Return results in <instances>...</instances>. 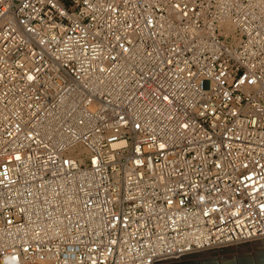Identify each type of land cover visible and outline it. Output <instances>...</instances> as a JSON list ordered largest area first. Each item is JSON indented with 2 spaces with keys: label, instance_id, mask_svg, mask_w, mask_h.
I'll return each instance as SVG.
<instances>
[{
  "label": "built area",
  "instance_id": "1",
  "mask_svg": "<svg viewBox=\"0 0 264 264\" xmlns=\"http://www.w3.org/2000/svg\"><path fill=\"white\" fill-rule=\"evenodd\" d=\"M263 238L264 0H0V264Z\"/></svg>",
  "mask_w": 264,
  "mask_h": 264
},
{
  "label": "rangeland",
  "instance_id": "2",
  "mask_svg": "<svg viewBox=\"0 0 264 264\" xmlns=\"http://www.w3.org/2000/svg\"><path fill=\"white\" fill-rule=\"evenodd\" d=\"M254 241H256V240H254ZM251 242L242 243V244H238V245H234V246L221 247V248H218V249H212V250H221V249L226 250V249H229V250H233V251H229L228 250L229 252H225V253H220V252L215 253V254L213 253L212 255H210V257H211L212 260L216 261L219 264H223V263H225V261L238 264V261H239L240 257H248V256L254 257L256 255L257 251L259 250V249L256 250L254 248L248 249L245 252L236 250L237 246L243 245V244H249ZM210 251H211V249H210ZM232 253H234V254H232ZM189 256H191V255H189ZM189 256H185V257H183V258H181L179 260H176L174 263L175 264H201V262L203 260H206V259L202 260L200 258L186 260ZM167 264H169V263H167Z\"/></svg>",
  "mask_w": 264,
  "mask_h": 264
},
{
  "label": "water",
  "instance_id": "3",
  "mask_svg": "<svg viewBox=\"0 0 264 264\" xmlns=\"http://www.w3.org/2000/svg\"><path fill=\"white\" fill-rule=\"evenodd\" d=\"M262 245V244H261ZM243 252L247 251V250H242ZM213 251H205L204 253L201 252V255L198 256L200 257V259H206V260H203L201 262V264H218L216 261L212 260L211 257L209 255H212ZM170 264H175L173 263H170ZM223 264H235V263H231V262H225ZM238 264H264V245L257 251L256 255L254 257H240L239 258V261H238Z\"/></svg>",
  "mask_w": 264,
  "mask_h": 264
},
{
  "label": "bare ground",
  "instance_id": "4",
  "mask_svg": "<svg viewBox=\"0 0 264 264\" xmlns=\"http://www.w3.org/2000/svg\"><path fill=\"white\" fill-rule=\"evenodd\" d=\"M242 244V243H241ZM262 244V245H261ZM234 245H238V244H233V245H228V246H234ZM264 245V238L263 239H259V240H256V241H252L251 243H249V244H243V245H239V246H237V248H236V250L237 251H242V250H248V249H251V248H254V249H260L262 246ZM224 247V246H223ZM226 247V246H225ZM218 248H221V247H216V248H212V249H218ZM211 249V251H213L212 253H218V252H220V253H225V252H229V251H233V250H229V249H226V250H224V249H221V250H212ZM229 250V251H228ZM235 250V249H234ZM205 251H208V250H203V251H201V252H205ZM209 251H210V249H209ZM201 252H198V253H195V254H191V256H189L186 260H189V259H196V258H200V257H198V256H200L201 255ZM205 254V253H204ZM232 254H234V253H232ZM210 256V255H209ZM231 259V258H230ZM185 260V261H186ZM225 260V259H224ZM198 261V260H197ZM231 261V260H230ZM175 261H173V263H174ZM226 262V261H225ZM167 263H172V261H167V262H163V263H161V264H167ZM197 263V262H196ZM219 264V263H218Z\"/></svg>",
  "mask_w": 264,
  "mask_h": 264
}]
</instances>
